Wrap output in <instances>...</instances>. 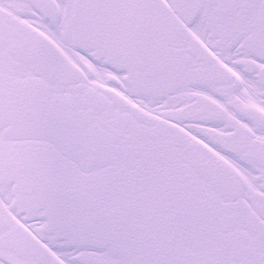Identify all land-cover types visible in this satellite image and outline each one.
<instances>
[{"label": "snow or ice", "instance_id": "obj_1", "mask_svg": "<svg viewBox=\"0 0 264 264\" xmlns=\"http://www.w3.org/2000/svg\"><path fill=\"white\" fill-rule=\"evenodd\" d=\"M0 264H264V0H0Z\"/></svg>", "mask_w": 264, "mask_h": 264}]
</instances>
